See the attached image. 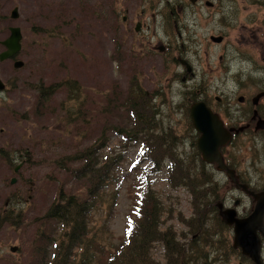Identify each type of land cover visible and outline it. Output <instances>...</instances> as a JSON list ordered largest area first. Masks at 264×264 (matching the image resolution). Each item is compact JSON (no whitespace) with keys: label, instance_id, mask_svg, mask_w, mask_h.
Returning <instances> with one entry per match:
<instances>
[{"label":"rangeland","instance_id":"rangeland-1","mask_svg":"<svg viewBox=\"0 0 264 264\" xmlns=\"http://www.w3.org/2000/svg\"><path fill=\"white\" fill-rule=\"evenodd\" d=\"M211 1L212 8L205 0L194 5L189 0H0V42L9 36L11 26H19L23 33L19 53L0 60V80L6 86L0 90V147L10 157L0 155V264H47L52 259L58 231L42 215L61 188L83 196L88 186L62 166L80 165L68 156L98 139L106 138L115 148L121 142L115 127L135 126L123 106L135 78L153 97L157 129L174 133L178 153L186 160L200 163L201 158L200 153L196 156L200 133L189 110L194 101H206L226 115L230 125L249 122L253 105L247 100L264 90V0ZM15 7L17 19L11 17ZM138 21L141 29L136 31ZM212 35H222L224 40L216 43ZM162 44L166 50H159ZM179 56L194 69L185 80ZM16 59L23 66L15 67ZM65 82L79 87L70 90ZM56 83L61 84L59 89L42 101L40 88ZM240 95L245 102L238 100ZM75 108L84 113L83 119L67 126L65 114ZM258 108L264 117V98ZM129 144L120 148L126 149V161L119 170L128 177L119 181L117 203L107 218L112 241L124 234L136 196L135 188L128 185L136 179L142 185L148 178L163 201L161 227L173 225L178 233L188 232L178 216H195L190 189L173 184L168 160L156 171L150 161H139L144 175L135 178L133 164L143 147L139 141ZM223 153L245 182L264 190V130L242 131ZM206 170L219 183L218 201L233 206L240 199L238 212L248 215L252 198L215 166L206 165ZM176 181L183 179L176 177ZM209 213L208 243L202 246L207 260L202 264H255L234 249L233 227L222 226L217 214ZM101 216H95L90 226L106 219ZM192 236L189 233L181 240ZM153 256L165 261L161 242L155 244Z\"/></svg>","mask_w":264,"mask_h":264},{"label":"trees","instance_id":"trees-1","mask_svg":"<svg viewBox=\"0 0 264 264\" xmlns=\"http://www.w3.org/2000/svg\"><path fill=\"white\" fill-rule=\"evenodd\" d=\"M60 85L56 83L41 87L42 101L49 99ZM76 85L79 87L76 82H65L70 90ZM152 98L135 78L123 101V106L129 110L135 126L115 127L116 134L121 137V142L115 148L109 146L106 138H101L78 153L68 156L69 160L81 161V164L71 168L66 165L62 167L75 179L86 180L88 186L83 196L61 188L55 201L42 215L43 220L55 223V230L58 231L56 242L53 241L54 255L47 264H202V260H207L202 246L208 243L206 222L209 212L217 214L219 224L225 225L221 223L218 214V203L221 202L218 201L220 197L217 193L219 183L206 170V165L209 164L199 157V151H196V156L200 163L193 158L186 160L178 153L179 145L174 133L157 129V112L154 110ZM83 116L80 109L69 110L65 114V123L69 126L70 123L74 124L83 119ZM138 141L142 142L143 149L140 159L133 164L137 166L131 172L135 173V178H140L143 174L138 166L139 161H150L152 171H156L168 160L171 162L168 168L171 179L174 178L173 184L186 185L190 189L195 216H178L188 227V232L178 233L173 225L161 227L163 201L155 194L148 178L143 179L142 185L136 179L128 185V189L131 185L135 188L136 196L134 208L127 217L124 234L121 239L112 241L107 218L117 203L121 187L119 181L128 177L119 173L126 161V149L120 148H127L129 143ZM0 155L6 158L8 152L0 147ZM8 159L10 160L9 155ZM176 177L183 181L177 182ZM101 215L106 219L90 226L94 217ZM189 233H193L190 240L182 241L181 237L186 239ZM158 242L165 248L164 262L157 261L153 256V248ZM198 257L202 259L199 260Z\"/></svg>","mask_w":264,"mask_h":264},{"label":"water","instance_id":"water-1","mask_svg":"<svg viewBox=\"0 0 264 264\" xmlns=\"http://www.w3.org/2000/svg\"><path fill=\"white\" fill-rule=\"evenodd\" d=\"M190 1L195 3L197 0ZM11 17L13 19L19 17L18 7L12 10ZM9 31V36L0 42L5 47V50L0 52L1 61L13 58L22 48L23 34L21 28L19 26H11ZM212 40L221 42L222 37H213ZM23 64L22 60L14 62L17 68L23 66ZM4 88L5 84L0 80V90ZM262 96H264V92L257 94L254 98V103L257 104ZM239 100L242 101L243 98L240 97ZM190 116L195 130L200 133L197 147L202 159L209 164L215 163L217 170L226 171L227 176L235 184V187L250 195L255 202L251 213L244 217L238 215L236 207L225 208L222 202L218 203L221 221L233 227V247L240 248L242 254L250 258L255 264H264L262 253V239H264V190L254 191L249 189L247 183L239 182L234 169L228 167L221 152V148L231 141L232 132L239 133L243 131L244 127L227 129L219 114L215 113L202 100L191 104ZM253 119H257L256 130L264 129V118L259 116L257 110L254 112ZM21 165L16 166L15 171H18ZM15 182L16 178L14 177L11 183L14 184ZM239 204L240 200L238 199L235 202V206ZM12 250H16V247H13Z\"/></svg>","mask_w":264,"mask_h":264},{"label":"flooded vegetation","instance_id":"flooded-vegetation-1","mask_svg":"<svg viewBox=\"0 0 264 264\" xmlns=\"http://www.w3.org/2000/svg\"><path fill=\"white\" fill-rule=\"evenodd\" d=\"M198 1L199 0H197L195 3H192L191 1H190V3L191 4H197L198 3ZM205 5L207 6V7H214V2L213 1H211V0H205ZM124 19H127V17L125 16L124 17ZM141 29V22L140 21H138V23L136 24V28H135V30L136 31H139ZM179 36H180V34H179ZM213 37H222V41L224 40V37L222 36V35H220V36H215V35H212L211 36V40H212V38ZM213 41V40H212ZM221 41V42H222ZM215 42V41H214ZM217 43V42H216ZM220 43V42H219ZM166 45H164V44H162V45H160L159 46V50H161V51H163V50H166ZM178 59H179V62H180V64L181 65H183V66H185V69H186V73H187V75L186 76H184L183 77V80H185L187 77H189V75H190V77L191 76H193L194 75V69H193V66L191 65V62L188 60V59H184V58H181L180 56L178 57ZM189 66H190V69H189ZM261 92H264V90H260L259 92H257L255 95H252L247 101H249L250 103H252V105H253V108H252V115H251V118H250V120H249V122H241V124H239L238 125V121H235L234 123L237 125H230V123H229V121L227 120V116L226 115H222V114H220V113H218V112H216L213 108V111L214 112H216V113H218L219 115H220V118L223 120V122H224V126L227 128V129H230V128H239V127H244V129H243V131H245V130H249V129H251L252 127H254V130H255V132H257V131H259V130H256V120L255 119H253V117H254V112H255V110H257L258 111V114H259V116H261L260 115V113H259V103H260V100L261 99H263L264 98V96H262L260 99H259V101H258V103L257 104H255L254 103V98H255V96L257 95V94H259V93H261ZM240 97H242L243 98V100L241 101V100H239L240 99ZM221 99H223V98H221V97H217V100H221ZM245 96L244 95H240L239 97H238V100L240 101V102H245ZM246 101V102H247ZM210 108H211V106H209ZM230 107H231V104L229 103V107H227L226 108V110L228 111V113L230 114L231 112H230ZM262 117V116H261ZM262 118H264V117H262ZM238 122V123H237ZM253 124H254V126H253ZM234 132V131H233ZM242 132V131H241ZM240 133V132H239ZM231 142H229L227 145H229ZM225 148V147H224ZM222 155H224V153L222 154ZM225 156V155H224ZM223 156V157H224ZM224 160L225 161H227V160H229V159H226L225 157H224ZM227 165H228V167L229 168H232V169H234V171H235V174L237 175V178H238V180H239V182H242V183H246L243 179H242V177H241V175L237 172V170L234 168V167H232L231 166V164L229 163V161H227ZM211 166H216V164H210ZM220 172H223V173H225L226 174V177L229 179V177L227 176V173H226V171H220ZM230 180V179H229ZM231 181V180H230ZM231 183H233L232 181H231ZM234 184V183H233ZM235 185V184H234ZM248 185H249V189H251V190H254V191H257L256 189H254V188H252L251 187V185L248 183ZM236 188V187H235ZM242 191V190H241ZM243 192V191H242ZM244 194H246L247 196H249L250 198H251V196L250 195H248L247 193H244ZM240 200V199H239ZM235 202H236V200H235ZM235 202H234V204H233V206H227V205H225V202L223 201L222 203L224 204V207L225 208H228V207H237V209H238V207H239V205L238 206H235ZM240 203H241V200H240ZM251 213V212H250ZM249 213V214H250ZM218 214H219V208H218ZM248 214V215H249ZM238 215L239 216H241V217H244V216H247V215H240V213L238 212ZM233 232H234V230H233ZM262 243H264V239H263V241H262ZM262 246H263V244H262ZM234 249H238V248H234ZM262 253H263V261H264V247H263V250H262Z\"/></svg>","mask_w":264,"mask_h":264}]
</instances>
